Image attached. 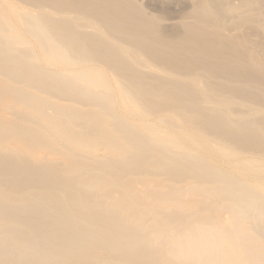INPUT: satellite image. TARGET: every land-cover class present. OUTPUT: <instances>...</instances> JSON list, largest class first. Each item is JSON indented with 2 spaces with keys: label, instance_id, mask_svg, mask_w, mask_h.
<instances>
[{
  "label": "bare ground",
  "instance_id": "bare-ground-1",
  "mask_svg": "<svg viewBox=\"0 0 264 264\" xmlns=\"http://www.w3.org/2000/svg\"><path fill=\"white\" fill-rule=\"evenodd\" d=\"M0 264H264V0H0Z\"/></svg>",
  "mask_w": 264,
  "mask_h": 264
},
{
  "label": "rangeland",
  "instance_id": "rangeland-1",
  "mask_svg": "<svg viewBox=\"0 0 264 264\" xmlns=\"http://www.w3.org/2000/svg\"><path fill=\"white\" fill-rule=\"evenodd\" d=\"M185 11H187V9H178L177 12L174 14L169 13L168 11H166V20H178L180 19L179 17H181V15H183L185 13Z\"/></svg>",
  "mask_w": 264,
  "mask_h": 264
}]
</instances>
